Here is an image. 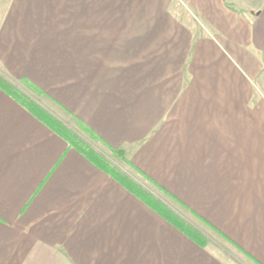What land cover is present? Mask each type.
I'll list each match as a JSON object with an SVG mask.
<instances>
[{
	"label": "crops",
	"instance_id": "obj_1",
	"mask_svg": "<svg viewBox=\"0 0 264 264\" xmlns=\"http://www.w3.org/2000/svg\"><path fill=\"white\" fill-rule=\"evenodd\" d=\"M182 1L198 24L176 0H0V75L229 246L198 245L0 89V264H264V0Z\"/></svg>",
	"mask_w": 264,
	"mask_h": 264
},
{
	"label": "trees",
	"instance_id": "obj_2",
	"mask_svg": "<svg viewBox=\"0 0 264 264\" xmlns=\"http://www.w3.org/2000/svg\"><path fill=\"white\" fill-rule=\"evenodd\" d=\"M30 88L35 93H41L34 86ZM0 89L5 91L14 100H16L20 105L25 107L34 117L46 125L49 129L54 131L56 134L61 136L70 146L84 155L90 162H92L99 169L106 172L114 180L124 186L130 193L135 195L138 199L144 202L148 207L157 212L160 216L166 219L169 223L175 226L178 230L183 232L186 236L194 240L198 245L203 246L205 243L204 237L201 233L195 229L192 225L184 221L179 215L174 213L170 208H168L164 203H162L157 197H155L152 192L144 189L139 182L134 181L129 175L123 173L120 169L114 167L108 160L105 159L104 155L95 151L86 142H84L79 136L72 132L69 127L64 125L56 117H54L49 111L44 109L39 103L34 101L31 96L21 91L18 87L14 86L10 82L6 81L2 76H0ZM112 153L120 158H123L126 164L129 165L137 174H139L144 179L148 180L153 186L157 187L161 192L165 193L171 200L177 203L179 206L181 204L174 199L170 194H168L163 188L155 184L149 178H147L143 173L136 169L129 161L124 158V152L121 150H111Z\"/></svg>",
	"mask_w": 264,
	"mask_h": 264
},
{
	"label": "rangeland",
	"instance_id": "obj_3",
	"mask_svg": "<svg viewBox=\"0 0 264 264\" xmlns=\"http://www.w3.org/2000/svg\"><path fill=\"white\" fill-rule=\"evenodd\" d=\"M176 1H177L176 3L180 6V8H183L187 12V14L192 18V21L195 24H198L197 23L198 19L192 15V12L189 10L190 8L187 7V3H185V1H182V0H176ZM226 2H229V0H225V4H226ZM3 72L4 71L0 68V73H3ZM261 77L264 78L263 75ZM6 81H8V80H6ZM13 83H15L17 86L19 84V82H17V81H13ZM22 89L24 90V88H22ZM23 90H21V91H23ZM23 92L28 94L29 96H31L32 99H34V101H36L37 103H39L41 105L43 104V107L47 108L48 105H49L51 110L55 109V106H53L52 103H50V101H47L46 99H40L38 96L34 95L35 92L33 90H26V92L24 90ZM67 125H68L67 127H69V129L72 132H74L77 136H79L84 142H86L91 148H93L96 151V146L97 145L95 143H93L91 140H89L90 138L86 139L87 136L84 135V133L81 132V130H79L75 126V123H74L73 120L67 121ZM102 155H104L105 159L108 160L114 167L120 169L126 175H129L130 178H132L134 181L139 182V184L144 189H146L147 191L152 192V194L155 197H157L162 203H164L174 213L179 215V217H181L184 221H186L187 223L190 222L191 225L195 229L203 231L205 233L206 237H207L205 242L208 244V246L213 251H217L218 250L217 243H221L222 242V244H227L225 241H222L220 239V237H218L214 232H212L211 230L207 229V227L205 225H202V223L197 221L191 214H189L187 211H185L183 208H181L173 200H171L165 193L161 192L159 189H157V187L153 186L148 180L144 179L139 174H137L131 167H129L128 164H126V162H125V160L123 158H120V157L114 155L113 153H111L110 151H107V150H104ZM205 229H207V232H206ZM221 255L228 262L231 261L230 258L227 255H225L224 253L221 254Z\"/></svg>",
	"mask_w": 264,
	"mask_h": 264
}]
</instances>
